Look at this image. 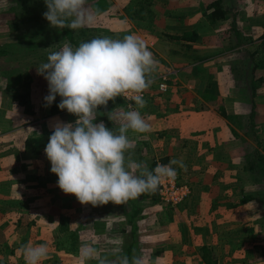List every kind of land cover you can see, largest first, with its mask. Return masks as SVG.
I'll return each mask as SVG.
<instances>
[{"label":"crops","instance_id":"obj_1","mask_svg":"<svg viewBox=\"0 0 264 264\" xmlns=\"http://www.w3.org/2000/svg\"><path fill=\"white\" fill-rule=\"evenodd\" d=\"M131 1L133 2V0H95L94 4L91 3L93 12L89 14L91 20L95 15L94 22L90 23V21L75 29L68 27L74 40L69 39L66 32L61 30V35L63 34L68 41L59 44L63 46L65 43H70L72 46H78L80 42L96 37L123 39L131 34L145 43L148 50L154 53V59H159L158 62L173 61L174 65L170 66L175 72L169 79V90L161 92L162 100L161 95L151 96L152 94L149 93L145 98L147 101L153 100L155 105L146 104L149 108H135L150 125V131L128 132L133 144L129 155L133 161L145 164L152 160L183 161L184 167L172 166L178 170L180 179L189 183L190 195L187 200L174 207L180 217L176 216L165 221L155 219L149 223L144 220L145 218L140 217V229L136 228L138 239L146 240L140 254L153 252L167 255L168 253L171 255L169 260L171 264H173L172 259L176 264H208L200 252V247L206 245L214 258L209 264H264L261 245L255 247L253 251L251 246L256 242L264 244V240L256 241L260 239L256 234L258 230L251 227L252 233L241 234L239 227L242 223L233 222L230 218L234 213L238 215L239 209L249 206L248 201L251 199L239 204V198L244 192L242 187H239L240 176L249 177L253 174L264 177L259 175L256 168V162L259 163L262 158L251 157L249 155L251 149L248 150L243 142L240 143L242 147L239 149V134L231 131V127L238 131L241 128L239 113L244 112L242 103L248 94L241 95L240 90L244 88H239V82L235 84L237 80L231 68L235 57L230 55V51L233 52L236 48H238L236 54L242 57L243 61L253 60L254 54L259 50H263L264 54V42L259 40L252 42L255 33L259 38H264V0H220L221 11L218 13L220 16L216 17L215 24L209 21L206 6L201 5L212 0H145L149 5L147 3L144 7L140 5L143 11L141 10L139 15L134 14L132 10L129 13L125 10L124 7H127ZM20 14L23 13L19 12V16ZM33 18L30 13L23 14L19 19L22 23L14 24L15 28L11 26V29L7 30L0 26V163H12L14 164L12 170L13 173L15 171L16 176L24 175L29 181L39 178L41 184L46 186L35 193L36 189L23 190L19 189L18 185L13 187V183L9 180L2 181L0 203L3 204L0 208L4 210H7L5 201L9 202L2 201L7 198L3 195L6 192H9L8 195L12 192L33 193L46 198L48 196L52 198L53 193L67 198L69 195L59 187L56 191L52 188L53 177L57 175L50 171L51 164L44 152L45 147L35 153L25 146L27 137L38 136L46 130L53 129L52 125L57 121L74 123L77 119L66 109L61 110L58 107L59 103L54 105L52 103L46 107L44 97L47 93L39 95L36 92L44 90L43 87L35 86L37 84L33 83V79L26 77L25 72L17 67L18 61L15 58H18L20 51L22 54L28 53L31 49H36L39 44L47 45L53 39L50 35L53 29L49 22L42 19L44 23L42 27H44L41 29L36 25V21L32 20ZM229 18L232 20L225 26L223 23ZM67 20L70 22L69 19ZM99 20L106 22L103 29L97 23ZM69 22L67 24H70ZM26 23H28V31H23ZM42 33H47L48 37L38 38ZM184 55L195 56L193 62L191 60L186 62ZM253 64L264 65V56L256 57ZM17 72L24 74L21 80L17 79ZM261 82L264 84V79ZM219 84L222 91L216 90ZM182 86L190 89L178 90ZM192 87L196 90L191 89ZM16 95H26L28 100L26 102L20 100L22 98ZM263 99L264 89L257 84L253 94L249 95L251 105L254 103L253 109L256 112L264 110ZM193 100L196 101L195 105H188L193 103ZM213 100L215 103L211 104ZM105 109H107L105 113L107 119L108 111H111L116 119L119 114H117L116 100L114 103L109 101ZM242 115L245 118L247 113ZM258 123L263 122L255 120L254 129L261 128L264 131V123L257 126ZM109 124L112 129L118 127V122L112 123L109 120ZM242 125L244 126L245 123L242 122ZM256 132H253L251 139L248 140L256 148L259 142L264 148L262 143L264 132L262 136ZM150 150L153 157H147ZM231 150L233 151L230 152ZM257 150L263 152L260 148ZM249 161L253 168L248 167ZM7 176H10L9 172ZM29 184L31 186V183ZM35 185L33 183L32 187ZM252 191L248 192L256 194ZM131 202L132 199L127 201L129 205ZM110 203L114 204L109 202L105 205L106 209L109 208ZM123 205L125 206V204H114L112 207L122 209ZM243 205L245 206L242 207ZM259 205L263 206L262 203ZM39 208L44 210L45 206ZM27 212L29 219L24 224L30 223L29 225L35 230V226L39 224L36 213L30 210ZM12 213L17 214L15 222L23 220L24 215L19 210ZM131 213L132 211L128 213V218H123L124 223L130 221ZM138 217L137 214L135 218ZM0 219L3 223L9 221L8 214L7 217L1 214ZM142 220L146 227L154 226L155 229L143 228ZM129 223V232L131 233L132 230L133 233L137 221L136 224ZM33 236L35 237L34 232ZM131 237L134 240L135 235ZM131 237L129 235V240ZM166 239L167 242H171L170 246L163 248L158 245H163ZM153 245H156L154 251H152L154 247H150ZM148 249L151 252H148Z\"/></svg>","mask_w":264,"mask_h":264},{"label":"clouds","instance_id":"obj_2","mask_svg":"<svg viewBox=\"0 0 264 264\" xmlns=\"http://www.w3.org/2000/svg\"><path fill=\"white\" fill-rule=\"evenodd\" d=\"M44 18L52 27L73 29L82 26L86 0H45ZM67 18H73L65 24ZM91 19V17H89ZM157 61L145 43L135 35L123 39L96 37L73 47L63 44L50 52L46 62L36 67L38 75L48 82L45 106L57 95L58 107L77 117L75 122L57 121L44 148L50 171L57 175V185L65 194H73L81 204L93 206L112 202L125 204L146 192H155L162 180L174 179L178 173L172 165L184 167L183 161L171 160L149 169L144 162L133 161L128 132L145 133L150 125L138 109L129 107L114 119L115 129L97 121L100 106L125 97L138 108L146 107L143 93L151 86V74ZM95 249L85 246L83 256L94 258ZM26 264H40L48 255L46 244L25 245ZM119 264H142L135 256L119 257ZM99 264H111L100 259Z\"/></svg>","mask_w":264,"mask_h":264},{"label":"rangeland","instance_id":"obj_3","mask_svg":"<svg viewBox=\"0 0 264 264\" xmlns=\"http://www.w3.org/2000/svg\"><path fill=\"white\" fill-rule=\"evenodd\" d=\"M94 1L95 0H86L85 13L87 14L84 13V17L85 15L87 17L83 18L82 25H85L90 21H91L90 23H93L94 19H96L95 15L93 14H92L93 19L92 20L89 19V14L93 12L91 11V6H93ZM91 3L93 4L91 5ZM145 3L149 5V2L145 0H133V2L131 1V3H129L127 6L132 4L138 7H140V5H143L144 7ZM201 5H205L207 9V4L205 2H203V4ZM125 10H127V8H125ZM46 11H47V7L45 4V0H0V26L7 30L11 29V26L13 27L14 24L19 25L20 23H22V21L19 22L21 15L22 16L23 14L27 15L28 13H30L32 17L34 16V18L32 19L33 21H37V18L42 20L45 19L43 13ZM19 12H22L23 14H20L19 16ZM67 19H69L70 22L68 20L67 21L71 23V20L73 18H67ZM231 20L232 18H229L223 24L227 26L229 21ZM234 20H236V18ZM99 21L97 23L101 26L100 28L103 29V26L106 25V22L102 20ZM36 25L39 26L38 23ZM221 26L223 27V25ZM52 29H53V33L50 35L53 37V39L49 41V44L47 45L39 44L36 47V49H31L30 51H28L29 54L27 52L22 54L20 51L19 56L17 55L18 58H15L18 61L17 67L21 71L25 72L26 77H31V80L33 79V83L37 84L35 86L43 87L44 90L36 91L37 93H39V95H46V93L48 94V82L44 79L42 75L37 74L36 67H38L41 63L46 62L48 54L50 52L59 50V48L62 47V44H59V42L63 43L68 41V39L65 36H63V34L61 35V30L63 31L62 28L52 27ZM23 31H28V23H26L23 26ZM27 35L31 36L33 34H27ZM47 37H48L47 33H42L38 35V38H42V39H46ZM254 37L255 38L252 39L253 43H255L257 40H259L260 42H264V38L262 37L259 38V36H257V33L254 34ZM237 49L238 48H236L235 51L233 52L230 51V55H234L235 57V62L233 61L234 64L232 65L231 68H232V74L235 80H237L235 84L237 85V83L239 82L238 83L239 88L240 87L244 88L240 90V94L241 95L248 94V96L245 97V99H243V103H242V108L244 109L243 113H247V116L244 118L242 115L243 113H239V125H241L239 127L241 128H239L238 131L236 129H232L231 127V131H233L234 134L235 133L239 134V149L242 147L240 143L243 142L248 150L251 149V151H253L254 149L260 148L263 151L261 153L264 155V148L262 147V144L260 142L258 143L259 145H257L256 148L255 145H253L249 141L251 139L250 137L252 136L253 132L255 133L257 131L256 133L261 134V136L264 132L261 128L256 130V128L254 129L253 127L254 125L253 122L255 120L256 121L261 120L264 123V110H260V112H256V110L253 109L255 106L254 103H252L251 105V102L249 100V95L250 93L253 94L257 84H259L261 89H264V84L261 82L264 79V65L256 66L255 64H253V61H255L256 57L261 58L264 56L263 50L257 51V53L254 54L255 57H253L254 58L253 60L249 61V59H245L243 61L242 57L236 54ZM152 54L154 55V53ZM184 56L187 59L185 60L186 62H189L190 60L193 62V59L195 57L193 55L190 56L184 55ZM14 57H15V53H14ZM196 57L198 56L196 55ZM156 61H157L156 69L151 74L150 77L153 82L151 86L146 90V94L143 96L145 100H146L145 97L149 95V93L152 94L151 96H155V95H161V92L163 93L169 90L170 88L169 79L175 72L171 70V66H170V65H174L173 61L170 60L171 63L163 60L161 62H158L159 59H156ZM9 74H11V72H9ZM163 75H165L167 88L165 90H159L157 84L161 79H163L162 78ZM23 76L24 74L18 73L17 79L21 80ZM256 81L258 83H256ZM252 82H253V86H252ZM173 84H175L174 81ZM196 85L197 83L195 84L194 87H196ZM220 86L221 85L219 84L218 87H216V90L222 91V87ZM179 89L189 90L190 88H188L187 86H182L178 88V90ZM191 89H193V87ZM193 90H196V88H194ZM60 99L61 98L57 95L55 100L56 102H53V105L54 103L58 104L60 102ZM161 100H162V95H161ZM112 102L114 103V101ZM146 102L151 106L155 105L153 100H149V101L146 100ZM192 102L193 103L188 105H195L196 101L193 100ZM213 103H215L214 100L212 101L211 104ZM116 106L118 108L117 111L118 114L120 112L128 110L129 107L135 109L137 105L135 103L133 105L132 102H129L127 100L125 101V105H124V104H120L116 100ZM97 111H99V108L97 109ZM242 122L245 123L244 126L242 125ZM263 123H258L257 126H261ZM260 140L262 141L261 137ZM262 143L264 144V141ZM233 150H231L230 152H232ZM149 152L150 153L148 154L147 157H153L152 151L150 150ZM158 161L160 160H157L156 162L155 160H152L150 163L148 162L146 165L151 170V163L156 164ZM12 169H14V164L8 162L0 163V183L2 181L9 180L10 182L13 183V187H15V185H18V188L23 190L36 189V191L34 190L35 193H38L40 188L42 187L44 188L46 186L41 184L42 182L41 180H39V178H36V180L34 181H29L25 178L24 175L16 176L15 171L13 173ZM8 172L10 176H7ZM53 178H54V182L52 181L53 182L52 188L56 191V188L58 189V186L55 185V183L57 182L56 179H58V177H53ZM29 183H31V186ZM33 183L36 184L34 187H32ZM239 187H242V191H244L242 195L249 193L248 191L251 190H253L252 192H256V194L255 193L252 194L251 199L248 201L249 206L243 205L242 207L245 206V208L239 209L238 215L234 213V216L232 215L230 218L233 220V222L242 223V226L239 227V230H241V234L242 232L244 233L247 232L248 234H250L252 233L250 230L253 228L258 230L256 234H258L260 238L259 240L256 241L264 240V196H263L264 177L262 178V177L253 176V174H250L249 177L240 176ZM8 193L9 192L3 194L7 198H4L2 200V201L5 200L9 201L8 203L5 201L7 205L4 204L6 205L7 210L0 208V215L3 214L4 216L7 217L8 214V218H9V221L7 220L5 223H3L2 220L0 219V264H26V260L23 254L24 246L31 245L34 247L40 244H46L48 249V255L40 261V264H99L100 259H105L111 262V264H119L118 258L125 256L124 248L125 245H127V243L129 242V235L130 236L135 235L134 242L131 244V252L129 254L126 253V255H128L130 259L133 256H135L141 260L142 264H171V262L169 261L171 260L170 259L171 255H169L168 253L167 255H165V253L155 254L148 249V252H151L150 254L149 253H145L143 255L140 254L141 247L143 246L144 248V244H146L145 243L146 240L139 241L138 231H136V228L140 229V225H141L140 217L145 218L144 220L148 221V223L155 219H158V221H162V220L165 221L167 219H172L173 217L176 216L180 217L179 214L174 210L175 205H171L172 207H170V204L165 203L162 200L159 201L154 200L153 198H151L152 192H146L141 196H139L138 198L132 199L130 205L129 203H125V206L123 205L124 208H122L123 210L119 208L114 209L115 207H112V205L114 206V204L111 203L109 204L108 209H106L105 205L93 206L91 204H81L73 194H69L67 198L66 196H62V195L60 196L58 193L57 194L53 193L51 196L52 198H50V196L46 198V196H39V195L36 196L33 193L23 194L20 192L19 193L12 192L11 195H8ZM189 195L190 193L188 194V196ZM188 196L186 197L185 200L188 199ZM261 203L263 204V206L259 205ZM2 204L0 203V207ZM8 206L11 210L8 209ZM41 206H45L44 210H42V208H39ZM240 207L241 206H239V208ZM135 208H137L138 211L131 216L129 222H131L132 224H136L137 221V225H135V229L133 230V233H130L129 232L130 223L129 222L124 223L123 218L125 219L128 218L129 216L128 213L133 211ZM18 210L22 212V215H24V218L21 222L20 221L15 222V216L17 214L12 213V211H18ZM28 210L36 213L35 214L36 219L38 220L37 223L39 224L35 226V230H33L32 225H29L30 223L24 224L29 219L27 212ZM38 211L41 212L39 213ZM122 212L124 213V215ZM137 214L139 217L135 218ZM61 217H66L67 221L71 224V226L74 225L73 227L77 230L79 234L77 251L73 254H70V251L67 250V248L63 244V241L67 238V234L66 231H61L59 229L58 223ZM142 227L143 228L149 227L150 229H155L154 226L146 227V224L143 220H142ZM142 230L144 231L145 229ZM222 231L224 234V230ZM33 232L35 233V237L33 236ZM33 238H35V240H33ZM257 243L259 242H256L255 244H251L252 251L255 247L262 245ZM158 245H160L163 248H166V246L168 247L171 245V242L170 243L167 242L166 239L163 245L161 244ZM85 246L94 248L96 250L94 254V258L86 259L83 256V249L85 248ZM150 247L152 248L154 247L152 250L154 251L156 245ZM251 255H253V253ZM172 260H173V264H176V262H174L175 260L174 259Z\"/></svg>","mask_w":264,"mask_h":264},{"label":"trees","instance_id":"obj_4","mask_svg":"<svg viewBox=\"0 0 264 264\" xmlns=\"http://www.w3.org/2000/svg\"><path fill=\"white\" fill-rule=\"evenodd\" d=\"M127 8V12L129 13V11H133L134 14H141V8L138 6H134L132 4H130L129 6L125 7ZM221 11V7H220V0H213L209 3H207V12L206 15L209 17V21H211V23L215 24L216 23V17L220 16L218 13ZM224 15V13L222 12V16ZM68 21L65 20V24H67ZM36 23L39 24V26H41L40 28L43 29L42 24H44L42 22L41 19L37 18ZM63 30L66 32V34L68 35L69 39L74 40L73 34L72 32L69 30L68 27H64ZM253 85V82H252ZM18 96V98H22L20 100H24L25 102L28 100L26 95H16ZM115 100H117L120 104H124L125 105V97H117ZM20 102V101H19ZM56 102V101H54ZM129 102H132L134 105V101L131 100ZM138 107V106H136ZM107 109H105L104 106H100L99 107V111L96 113L97 116V121H102L107 124V126L109 128H111V124H109V120L107 119V117L105 116ZM224 115H226V113H224ZM54 129H50V130H46L44 132H42L41 134H39L38 136H32V137H27L25 139V146L27 148H31L33 152L38 153L40 152L42 147H45L47 142H48V138L51 135L52 131ZM254 154V155H253ZM249 155L251 157H258L259 159L262 158V160L258 163V161L256 162V168H257V172L259 173V175L264 176V155L259 152L257 149H254L251 153H249ZM164 159V158H163ZM162 161V160H161ZM165 162V161H162ZM155 163L151 164V168ZM258 164V165H257ZM251 166V167H250ZM249 168H253L252 167V163L249 161ZM252 170V169H251ZM151 198H153L154 200L159 201L160 197L158 195V188L155 192L151 193ZM264 196V195H263ZM252 197L251 193H246L243 194L240 198H239V204L244 202L245 200H248L249 198ZM138 211L137 208H135L130 217L132 215H134L136 212ZM59 229L61 231H66L67 234V238L63 241L64 246L67 248V250L70 251V254H73L77 251V246H78V241H79V234L77 232V230L71 226V224L67 221L66 217H61L59 220ZM135 229V228H134ZM132 233V230H131ZM131 237V236H130ZM134 242L133 237L130 238L129 242L127 243V245L124 248V252L125 255L126 253L129 254L131 252V244ZM261 250L264 253V244L261 245ZM200 252L202 255V258L209 263L212 262V259L214 260V258H212V254H211V250L209 249L208 246L206 245H202L200 247ZM128 256V255H126Z\"/></svg>","mask_w":264,"mask_h":264},{"label":"built area","instance_id":"obj_5","mask_svg":"<svg viewBox=\"0 0 264 264\" xmlns=\"http://www.w3.org/2000/svg\"><path fill=\"white\" fill-rule=\"evenodd\" d=\"M157 87L159 90H165L167 88V82L165 80V75H163ZM146 94V91L143 93V96ZM127 101H131V99L126 98ZM158 164H166L158 161L154 168ZM153 168V169H154ZM190 193V186L186 181H182L179 179V174L177 173L174 179L165 178L162 180L161 184L158 187V195L160 200L170 205H177L184 201L188 194Z\"/></svg>","mask_w":264,"mask_h":264}]
</instances>
